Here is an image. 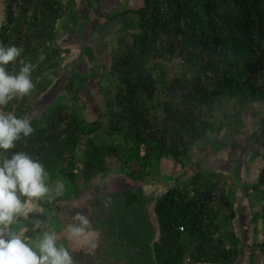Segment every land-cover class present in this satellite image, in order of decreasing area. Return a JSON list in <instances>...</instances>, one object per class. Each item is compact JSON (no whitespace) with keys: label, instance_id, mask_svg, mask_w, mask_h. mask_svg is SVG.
<instances>
[{"label":"rangeland","instance_id":"374dc122","mask_svg":"<svg viewBox=\"0 0 264 264\" xmlns=\"http://www.w3.org/2000/svg\"><path fill=\"white\" fill-rule=\"evenodd\" d=\"M61 1L63 14L51 44L62 52L61 67L45 71L39 66L44 58L41 55L33 65L35 89L31 95L15 98L3 110L30 119L33 128L46 122L52 111L66 114L77 110L85 132L76 152V178L71 183L62 176L51 179L48 174L49 196L30 202L27 218L21 217L12 230H23L33 247L44 232L55 233L57 245L69 249L74 264H156L153 246L159 240V229L154 206L168 190L177 187L208 208H223L216 231L226 249L239 254L235 264H264V190L258 182L264 167V140L252 141L264 119V98L252 103L239 97L220 99L204 140L180 163L171 157L147 159L150 148L145 145L136 159L132 142L114 141L105 129L91 133V128L97 121L106 126L117 118L119 79L111 73L112 62L120 48L130 45L141 32L140 18L134 11L144 5L143 0ZM5 9L6 0H0V34L7 19ZM166 39L161 35L158 43ZM174 53L152 60L162 67L170 84L184 62L179 50ZM74 71L90 76L83 93L66 87ZM198 73L191 70L190 76ZM153 76L157 97L163 100L158 79ZM165 115V109H158L159 120ZM63 128L62 121L56 119L49 134ZM58 183L63 184L60 195H56ZM133 193L138 194V202L128 205L126 197ZM77 213L84 215L89 225L83 236L69 240L67 226H80ZM37 220L41 221L38 230L42 234L32 240ZM184 264L194 263L188 257Z\"/></svg>","mask_w":264,"mask_h":264},{"label":"trees","instance_id":"16d2710c","mask_svg":"<svg viewBox=\"0 0 264 264\" xmlns=\"http://www.w3.org/2000/svg\"><path fill=\"white\" fill-rule=\"evenodd\" d=\"M143 3L134 11L140 18L141 32L130 45L120 48L112 62L111 73L119 79L117 118L109 120L106 126L95 122L91 133L105 129L114 141L129 140L136 159L140 157L141 145H145L150 148L147 159L171 157L180 163L204 140L220 99L239 97L252 103L264 98V0H143ZM5 12L7 19L0 41L22 47L19 59L34 65L44 54L39 66L48 72L59 69L62 52L51 44L57 38L62 1L6 0ZM161 35L167 39L158 43ZM177 50L184 62L174 80L175 88L162 67L152 60L166 58ZM19 59L8 66L14 73L21 67ZM191 70L199 73L190 76ZM153 73L163 100L157 97ZM89 81L90 76L74 71L67 78L66 87L83 93ZM160 108L166 110L162 121L158 116ZM77 115V110L66 114L52 111L47 121L34 126V132L17 142L12 151H23L41 162L51 179L62 176L73 183L76 152L85 132ZM56 119L62 121L64 128L57 134H49ZM262 140L264 119L252 141L255 144ZM0 154L10 157L11 152ZM258 182L264 190V167ZM138 199V194L133 193L126 197V203L132 205ZM262 200L264 217V191ZM222 210L208 208L177 187L168 190L154 206L159 229V240L153 246L156 264H184L188 257L194 264H235L239 254L227 250L216 231ZM41 234L37 229L30 238L38 239Z\"/></svg>","mask_w":264,"mask_h":264},{"label":"clouds","instance_id":"9594fccd","mask_svg":"<svg viewBox=\"0 0 264 264\" xmlns=\"http://www.w3.org/2000/svg\"><path fill=\"white\" fill-rule=\"evenodd\" d=\"M22 53V47L0 42V151L11 152L10 157H0V264H74L69 249L57 245L55 233L44 232L33 247L23 230H12L21 217L27 218L30 202L48 197L52 191L46 184L48 173L43 164L23 151H12L17 142L34 132L30 119L3 110L15 98L29 96L35 89L33 65L19 59ZM18 59L21 67L14 73L8 66ZM62 188L63 184L58 183L56 195L61 194ZM75 219L80 226H67L69 240L83 236L89 225L82 214L77 213ZM40 226L41 221L37 220L32 230Z\"/></svg>","mask_w":264,"mask_h":264},{"label":"built area","instance_id":"2783aa9c","mask_svg":"<svg viewBox=\"0 0 264 264\" xmlns=\"http://www.w3.org/2000/svg\"><path fill=\"white\" fill-rule=\"evenodd\" d=\"M180 230L182 231V230H183V228H180Z\"/></svg>","mask_w":264,"mask_h":264}]
</instances>
